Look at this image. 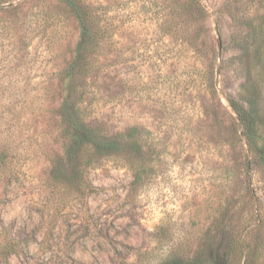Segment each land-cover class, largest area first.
I'll use <instances>...</instances> for the list:
<instances>
[{"label": "rangeland", "instance_id": "374dc122", "mask_svg": "<svg viewBox=\"0 0 264 264\" xmlns=\"http://www.w3.org/2000/svg\"><path fill=\"white\" fill-rule=\"evenodd\" d=\"M263 13L0 0V247L16 244L0 264H264V89L246 58ZM230 100L253 108L256 148ZM71 107L110 150L67 182Z\"/></svg>", "mask_w": 264, "mask_h": 264}, {"label": "trees", "instance_id": "16d2710c", "mask_svg": "<svg viewBox=\"0 0 264 264\" xmlns=\"http://www.w3.org/2000/svg\"><path fill=\"white\" fill-rule=\"evenodd\" d=\"M250 28L254 36V40L252 45L246 51V58H251V70L254 72L255 80H251L249 84H251V87H255L256 90H261L264 89V13L252 19ZM262 59L263 62L261 61ZM229 103L244 126V133L248 137L249 148H256L253 140H255V134L257 132L256 124L258 123L256 122L255 116L252 114L253 112L251 109L253 110V108H251V105L246 108H242V106L232 100H230ZM69 110L70 112L65 113L67 114V117L63 120V125H65L67 132L66 154L73 153L74 156L72 157L73 162L70 170V173L73 176L64 177L67 182H70L78 177L82 179L83 169L86 167L87 162L89 161L90 163L95 157H97L98 153L103 155L110 150L109 146H104L97 137H92L93 131L81 121L78 109L71 107ZM76 138H80L79 144H77ZM105 141L106 143H110L111 139L106 138ZM51 164L53 166V175L59 180L60 176L63 178L61 163L57 159H52ZM4 165V159L0 158V173L1 168H3ZM15 246L16 244L14 245L11 242L4 243V245L0 247V255L5 257L11 255L15 252ZM197 262L198 261H194L192 263L189 261L186 264H198Z\"/></svg>", "mask_w": 264, "mask_h": 264}]
</instances>
